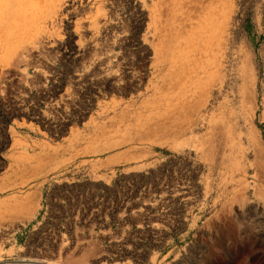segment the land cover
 <instances>
[{"label":"rangeland","instance_id":"1","mask_svg":"<svg viewBox=\"0 0 264 264\" xmlns=\"http://www.w3.org/2000/svg\"><path fill=\"white\" fill-rule=\"evenodd\" d=\"M0 264H264V0H0Z\"/></svg>","mask_w":264,"mask_h":264},{"label":"bare ground","instance_id":"2","mask_svg":"<svg viewBox=\"0 0 264 264\" xmlns=\"http://www.w3.org/2000/svg\"><path fill=\"white\" fill-rule=\"evenodd\" d=\"M194 3V2H193ZM45 5V4H44Z\"/></svg>","mask_w":264,"mask_h":264}]
</instances>
